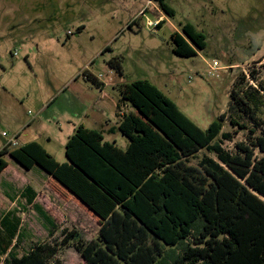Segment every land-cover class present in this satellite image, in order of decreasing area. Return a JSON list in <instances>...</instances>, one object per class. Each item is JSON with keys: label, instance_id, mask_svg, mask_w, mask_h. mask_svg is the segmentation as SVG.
Masks as SVG:
<instances>
[{"label": "rangeland", "instance_id": "obj_1", "mask_svg": "<svg viewBox=\"0 0 264 264\" xmlns=\"http://www.w3.org/2000/svg\"><path fill=\"white\" fill-rule=\"evenodd\" d=\"M165 3L173 16L153 0H0V150L10 139L17 142L11 149L35 141L65 162V144L79 123L125 148L128 140L117 130V113L133 110L120 97L121 85L130 81H149L206 129L227 111L237 76L248 79L253 71L264 80V0ZM184 23L207 39L206 50L196 57L172 52L170 36ZM114 57L121 59V74L108 67ZM213 59L220 70L209 75ZM223 131L232 133V141L223 143L228 150L245 140L246 132L232 129L228 121ZM3 158L0 220L11 213L10 222H19V239L11 245L15 254L36 243L60 241L64 228L77 231L85 242L97 236L98 219L40 167L27 170L8 155ZM27 187L36 194L31 203ZM0 229L6 235L1 224ZM81 262L71 244L49 260Z\"/></svg>", "mask_w": 264, "mask_h": 264}, {"label": "trees", "instance_id": "obj_2", "mask_svg": "<svg viewBox=\"0 0 264 264\" xmlns=\"http://www.w3.org/2000/svg\"><path fill=\"white\" fill-rule=\"evenodd\" d=\"M153 1L173 16L165 0ZM179 26L170 36L173 54L192 58L206 50L201 31ZM107 64L121 74L119 57ZM248 79L235 78L227 111L206 129L155 85L135 80L120 88L121 102L133 109L117 113L125 148L82 124L68 138L62 163L35 141L4 146L0 172L4 155L27 170L37 165L98 219L99 228L87 242L64 228L60 241L36 243L18 256L12 248L19 222L7 213L0 220L6 234L0 232V264H49L69 244L80 264H264V80L253 71ZM226 121L246 132L233 150L223 147L232 141L223 131ZM26 193L31 203L36 194L30 187Z\"/></svg>", "mask_w": 264, "mask_h": 264}, {"label": "built area", "instance_id": "obj_3", "mask_svg": "<svg viewBox=\"0 0 264 264\" xmlns=\"http://www.w3.org/2000/svg\"><path fill=\"white\" fill-rule=\"evenodd\" d=\"M157 21H158V20H156L153 24H157ZM148 25L151 26L150 21L148 22ZM155 26H156V25H155ZM208 69H209L208 74H209V75H213L214 72L220 70V67L218 66V62H217L216 60L213 59V60L211 61V63L208 64ZM2 136L5 137V136H7V134L3 132V133H2ZM16 144H17V142H16L14 139H10V140L8 141V143H7V145H9V146H15Z\"/></svg>", "mask_w": 264, "mask_h": 264}, {"label": "crops", "instance_id": "obj_4", "mask_svg": "<svg viewBox=\"0 0 264 264\" xmlns=\"http://www.w3.org/2000/svg\"><path fill=\"white\" fill-rule=\"evenodd\" d=\"M199 55V54H198ZM77 124V123H76ZM76 124H74V126L76 125ZM79 124H82L83 125V123H79ZM109 131H114L113 129H109Z\"/></svg>", "mask_w": 264, "mask_h": 264}]
</instances>
